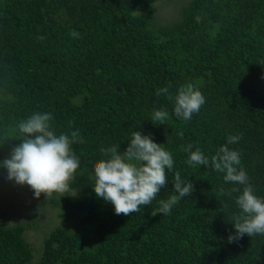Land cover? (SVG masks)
Segmentation results:
<instances>
[{"label":"trees","instance_id":"obj_1","mask_svg":"<svg viewBox=\"0 0 264 264\" xmlns=\"http://www.w3.org/2000/svg\"><path fill=\"white\" fill-rule=\"evenodd\" d=\"M157 0H0V161L19 144L16 125L48 112L55 132L78 130L71 190L49 201L62 219L34 255L23 223L0 216V264H264V234L229 242L244 187L225 173L189 165L182 146L209 159L227 144L241 154L254 194L264 198V0H188L177 18H155ZM75 30L80 38H73ZM192 84L206 98L189 121L173 113ZM169 113L164 124L155 110ZM71 122V123H69ZM134 131L151 135L174 160L150 206L128 216L94 191L102 150H126ZM2 168H0L1 170ZM194 185L171 213L174 176Z\"/></svg>","mask_w":264,"mask_h":264},{"label":"clouds","instance_id":"obj_2","mask_svg":"<svg viewBox=\"0 0 264 264\" xmlns=\"http://www.w3.org/2000/svg\"><path fill=\"white\" fill-rule=\"evenodd\" d=\"M70 35L80 38V33L73 30ZM168 87L158 88L157 96L165 95L174 101L173 113L184 121L199 113L206 98L192 84L181 85L172 96ZM169 113L155 110L151 121L164 124ZM53 115L48 112H35L16 125L22 134L19 144L11 149L10 157L0 161V168L7 170V179L19 185H28L39 199L45 194L47 199L53 193L61 194L71 190L70 181L75 179L80 161L72 150V145L82 143L78 130L68 133L55 132L51 121ZM71 123V122H69ZM242 137L228 136L227 144L222 145L209 159L200 148L193 151V145L182 146V151L189 153V165H204L215 171L225 173L224 181L244 187L230 188L228 195L240 193L235 200L241 213L233 217L235 233L228 237L229 242L243 238L244 235L264 234V198L254 194L246 171L241 166V154L228 145L238 142ZM107 159H101L94 165V191L98 198L112 203L115 214L128 216L140 211L141 206H150L167 185L166 169L172 170V154L156 143L152 136L134 131L126 148L113 145L102 150ZM174 193L164 201L156 212L163 215L171 213L172 207L182 198L190 197L194 190L191 181L185 182L177 171L174 176Z\"/></svg>","mask_w":264,"mask_h":264},{"label":"rangeland","instance_id":"obj_3","mask_svg":"<svg viewBox=\"0 0 264 264\" xmlns=\"http://www.w3.org/2000/svg\"><path fill=\"white\" fill-rule=\"evenodd\" d=\"M187 1L157 0L155 18L161 22L177 18L179 8ZM10 153L6 158L10 157ZM57 209L45 194H41L39 199L35 198L30 186L9 181L7 170H0V216L6 225L23 223L24 236L34 255L33 261L41 252L45 236L62 222L57 216Z\"/></svg>","mask_w":264,"mask_h":264}]
</instances>
